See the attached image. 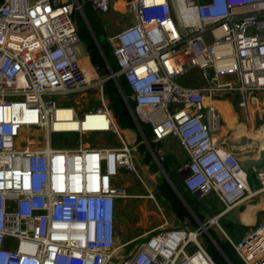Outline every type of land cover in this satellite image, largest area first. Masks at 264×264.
Masks as SVG:
<instances>
[{"label":"built area","instance_id":"built-area-1","mask_svg":"<svg viewBox=\"0 0 264 264\" xmlns=\"http://www.w3.org/2000/svg\"><path fill=\"white\" fill-rule=\"evenodd\" d=\"M84 1L101 14L121 2L133 19L108 37L118 71L103 75L97 66L92 74L81 63L74 19V6L84 11L80 0H0V264H218L200 240L208 234L221 249L211 225L243 264H264V220L238 242L219 223L264 192V170L261 187H253L239 155L221 148L213 133L224 119L212 102L239 92L246 106L249 95L264 92V0ZM194 70L206 82L180 81ZM109 79L129 101L139 130L147 123L155 141L180 140L189 156L185 188L200 198L215 194L219 213L117 243V203L131 196L117 178L122 170L141 176L135 146L107 101ZM94 89L92 101L100 105L89 111L65 102ZM89 113L102 114L107 129L80 128ZM33 128L44 131L46 146L18 142ZM109 131L120 146L84 140ZM56 133L77 134L78 141L52 146Z\"/></svg>","mask_w":264,"mask_h":264},{"label":"crops","instance_id":"crops-1","mask_svg":"<svg viewBox=\"0 0 264 264\" xmlns=\"http://www.w3.org/2000/svg\"><path fill=\"white\" fill-rule=\"evenodd\" d=\"M124 9L123 4L118 2L110 12L105 14L100 13V17L116 12L120 13L123 12ZM81 16L84 18L82 12ZM102 27L105 33L104 26ZM89 30L91 31L90 28ZM96 38L98 45H100L99 47L103 49L100 39L97 36ZM91 42H95L92 31L90 41H82L80 37L78 53L81 52L82 55H79L81 63L86 69L92 74H96V72L99 73L97 66L100 65H94L91 62V49L89 45ZM81 44L83 47L80 46ZM104 55L106 56L105 52ZM103 70L104 69L101 70L102 73ZM225 79L228 78L226 77ZM260 96L262 97L261 99H263L264 92L249 95L246 106L242 105V101H244L245 98L239 92L229 93L212 101L224 119V125L219 131L214 132L213 136L221 145V148L225 151L238 154L241 161L246 159H257L259 157L256 147L257 140L253 134L259 130V128L264 127V123L257 126V118H259L258 111H260V113L261 110L264 111V108L262 109L264 104L261 105V110L259 108ZM208 102H210V99H208ZM247 108L249 114H247ZM121 130L125 138L130 139L132 142L131 145L135 146L134 155L136 157L137 169L149 182L146 191H144L142 195H145L144 197L151 205L152 210L158 209L159 213L162 215L159 222L155 224L156 228L183 223L197 225L198 219L205 220V215L208 212H206L207 209L201 205L202 198L185 188L186 170L182 169L189 161V156L180 140L174 136H166L165 139L161 141H155L154 138L149 139L146 137L144 130H139L137 127L136 129L121 128ZM159 172L161 174H158ZM131 174L132 172L122 170L118 178L120 177L119 180L122 181L126 177L131 176ZM123 175L126 176L124 177ZM161 175L162 180H160L162 182L164 181L162 185L157 182L158 177H161ZM261 185L262 183L256 184L252 181V186L255 188L261 187ZM122 201L123 200H120L117 206ZM243 206L244 210L240 213V219L242 227L248 225L246 228V232H248L264 220V192L245 201L238 208ZM239 230L241 231V229Z\"/></svg>","mask_w":264,"mask_h":264},{"label":"rangeland","instance_id":"rangeland-1","mask_svg":"<svg viewBox=\"0 0 264 264\" xmlns=\"http://www.w3.org/2000/svg\"><path fill=\"white\" fill-rule=\"evenodd\" d=\"M74 16L75 21L78 25V27L82 28V31L85 32L87 30V24L84 20V18L81 16V12L78 8L74 6ZM133 22V19L131 18V15L129 13L125 12H116L112 13L110 15L101 16V25L104 26L105 29V35L103 38H107L116 34L121 29L125 28L126 25H129ZM84 41V40H82ZM86 42V41H85ZM83 47V45H80ZM79 55H82L81 52L78 53ZM107 68L103 70V75L107 74ZM181 82L190 83V84H202L203 82H206L204 77L202 76V72L200 71H192L185 76H183L182 79H180ZM116 89L119 93V100L122 102V104L125 106V108L128 110V103L129 101H125V98L121 95L120 90L113 80L109 79L107 80L105 84V91L108 98L109 107L113 111V114L115 116V119L117 120L119 129L124 126V122L122 118H119L121 115V111L117 106V101L114 95V90ZM97 93V90H90L88 93L85 94L84 97L75 95L71 96L69 100H66L65 102L70 105H74L78 111L85 112L89 111V109L93 108L95 106V102L92 101V98ZM259 97V108L261 110V105H263L264 97ZM128 99V98H126ZM264 107H262L263 109ZM114 109L117 111V113L114 111ZM247 114L248 112V108ZM264 110V109H263ZM259 118H257V126L264 123V111L261 110L258 111ZM122 120V121H121ZM136 129V126L134 127ZM123 138L129 142L132 143L130 139L125 138V136L122 133ZM45 135L44 131L38 128L33 129H24L18 139V142H20L21 145H28L30 147L34 146H40L44 147L46 146L45 141ZM85 141H88V143H97V144H103V145H111V146H120L121 142L118 138L115 131H109V132H103V133H90L87 135L86 138H84ZM52 146H71L75 145L78 141V135L77 134H52L51 136ZM146 143V142H145ZM139 176H136L135 174H131V176L126 177L122 181L117 180V183L124 186L128 192L129 195H131L129 198L123 200L120 202L116 209V219H115V233L117 234V243H127L131 242V240L136 241L138 237L144 236L149 232V230H152L156 228L155 224L159 222L160 218L162 217L161 213H159L158 209L152 210L151 205L148 203V201L145 199L144 191H146V187L149 185L148 180L142 176V174L138 171ZM171 173V172H170ZM126 174V173H125ZM128 174V173H127ZM158 174H161L160 172ZM124 176V175H123ZM126 176V175H125ZM124 176V177H125ZM162 175L161 177H158L157 182L159 184H164V181L162 182ZM139 195V196H138ZM147 196V195H146ZM201 205H203L204 208L207 209L205 218H209L214 216L219 210L222 208V203L219 201L217 196L215 194H211L205 198L201 199ZM220 225L222 226L223 230H226V232L233 238L235 242H238L241 237L246 232V228L248 225H244L241 228V231L237 233L236 231L232 230L231 228L227 227L225 223L220 220ZM196 226V225H194ZM210 231L212 232L215 239L218 241V243L225 242L226 238L221 233L220 230H218L217 226L211 225ZM200 240L202 244L205 246V248L215 252L219 253V256L223 259L222 261L225 262V264H230L227 258L223 255V252L221 249L217 247V245L212 241L210 236L208 234H203L200 236ZM222 262V263H223Z\"/></svg>","mask_w":264,"mask_h":264},{"label":"trees","instance_id":"trees-1","mask_svg":"<svg viewBox=\"0 0 264 264\" xmlns=\"http://www.w3.org/2000/svg\"><path fill=\"white\" fill-rule=\"evenodd\" d=\"M83 8H84V13L86 18L88 19V22L90 26L93 28L94 33L96 36L100 39L101 45L103 46L104 52L106 54V57L108 58L109 64H111L112 69L114 71L119 70V65L116 62V58L113 54V46L110 45V43L107 41V39L103 38L104 36V30L103 27L101 26V17L100 13L97 12L94 8L91 7L90 3L88 1L80 0ZM79 35L82 40L84 41H90L91 40V31L89 28L85 32L82 31V28L79 27ZM118 82H120V85L122 87V90L126 96H128V100L130 101L131 106H134V101L130 98L131 94V88L129 83L125 80L124 76H120L118 79ZM114 90V95L117 101V106L121 111V115L119 118H122L124 122V126L122 128H134L136 126L135 121L133 120L130 112L125 108V106L122 104V102L119 100V93L116 89ZM114 111L117 113V111L114 109ZM121 120V121H122ZM142 129L144 130L146 137L149 139H152V132L151 128L149 125L146 123H141ZM220 248L226 252L227 256L229 259L232 261L233 264H243L241 261L240 257L236 253L235 249H233L232 245L228 242H221L219 243ZM214 259L218 262V264H225L223 262L222 258L219 256V253H215L211 250H209ZM223 262V263H222Z\"/></svg>","mask_w":264,"mask_h":264},{"label":"water","instance_id":"water-1","mask_svg":"<svg viewBox=\"0 0 264 264\" xmlns=\"http://www.w3.org/2000/svg\"><path fill=\"white\" fill-rule=\"evenodd\" d=\"M84 16V20L87 26L93 32L95 37V42L97 43L96 35L94 34L93 28L90 26L88 19L85 16L84 11L82 12ZM91 42L90 45V59L92 64L100 65L101 69L107 68V70L112 69L111 64H109L108 59L104 55L103 49L100 48L98 43ZM121 88V87H120ZM120 90V89H119ZM121 93V91H120ZM122 95V93H121ZM96 105L99 106L100 102L98 100L95 101ZM256 138V147L258 149L259 157L257 159H246L242 161V165L245 168L246 172L250 175V178L256 184L260 183L259 173L264 170V127L259 128L254 134ZM244 206L238 209H234L233 212L227 214L223 219L222 222L226 224L227 227L231 228L232 230L239 232L242 227V222L240 219V213L243 212Z\"/></svg>","mask_w":264,"mask_h":264},{"label":"bare ground","instance_id":"bare-ground-1","mask_svg":"<svg viewBox=\"0 0 264 264\" xmlns=\"http://www.w3.org/2000/svg\"><path fill=\"white\" fill-rule=\"evenodd\" d=\"M98 121H104V122H98ZM106 126H107V121H105L104 116L99 113L87 114V117L83 120L82 123H80V128H84V129H90V128L107 129ZM100 209H101L100 213H102V215L104 216V211H105L104 207L102 206Z\"/></svg>","mask_w":264,"mask_h":264}]
</instances>
